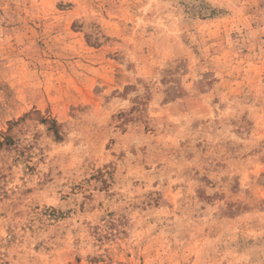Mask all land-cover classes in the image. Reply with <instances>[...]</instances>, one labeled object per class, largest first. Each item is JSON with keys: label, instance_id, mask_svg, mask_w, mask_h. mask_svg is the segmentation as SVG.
<instances>
[{"label": "rangeland", "instance_id": "374dc122", "mask_svg": "<svg viewBox=\"0 0 264 264\" xmlns=\"http://www.w3.org/2000/svg\"><path fill=\"white\" fill-rule=\"evenodd\" d=\"M0 264H264V0H0Z\"/></svg>", "mask_w": 264, "mask_h": 264}]
</instances>
